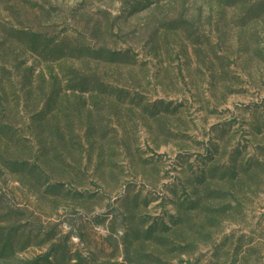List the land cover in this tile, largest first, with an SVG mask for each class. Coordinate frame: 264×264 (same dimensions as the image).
Masks as SVG:
<instances>
[{
	"label": "rangeland",
	"instance_id": "obj_1",
	"mask_svg": "<svg viewBox=\"0 0 264 264\" xmlns=\"http://www.w3.org/2000/svg\"><path fill=\"white\" fill-rule=\"evenodd\" d=\"M0 264H264V0H0Z\"/></svg>",
	"mask_w": 264,
	"mask_h": 264
}]
</instances>
